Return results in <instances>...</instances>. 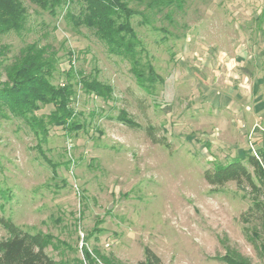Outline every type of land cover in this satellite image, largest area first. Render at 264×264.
I'll return each instance as SVG.
<instances>
[{
    "label": "rangeland",
    "instance_id": "rangeland-1",
    "mask_svg": "<svg viewBox=\"0 0 264 264\" xmlns=\"http://www.w3.org/2000/svg\"><path fill=\"white\" fill-rule=\"evenodd\" d=\"M23 2L25 30L1 37L5 62L29 43L48 46L54 84L75 86L81 126L47 118L44 133L0 111V215L50 234L48 253L71 264H88L83 246L95 264H137L146 247L166 264H226L221 257L232 251L264 264L247 230L250 198L234 181L213 186L204 177L264 147V0H177L171 8L132 0L141 78L91 28L74 25L78 3L53 14ZM81 73L110 86L107 97L84 92ZM120 111L141 128L120 122ZM8 235L0 224V239Z\"/></svg>",
    "mask_w": 264,
    "mask_h": 264
},
{
    "label": "trees",
    "instance_id": "trees-1",
    "mask_svg": "<svg viewBox=\"0 0 264 264\" xmlns=\"http://www.w3.org/2000/svg\"><path fill=\"white\" fill-rule=\"evenodd\" d=\"M44 10L56 14L57 7L63 4L80 5L78 13L71 12L74 25L91 28L103 41L111 54L128 59L133 72L144 75V64L138 57L139 39L132 23L136 11L130 5L132 0H30ZM141 2L142 0H137ZM149 7L163 8L179 4L177 0H146ZM28 9L23 0H0V111L8 110L15 117L22 119L29 126L47 132L48 123L74 130L81 126L77 112L72 106L75 86L71 82L54 84L57 58L48 46L38 42L27 44L11 62H5L7 47L1 43V37L10 32L25 30ZM150 78L153 69L148 66ZM81 89L105 98L110 93V86L96 77L80 74ZM43 105H52L49 114H37ZM117 119L131 128H141V124L129 113L120 111ZM149 136L154 138V127L148 126ZM155 141H157L155 139ZM204 177L209 184L221 186L234 181L239 190L251 200L247 214L255 224L247 227L250 240L264 255V147L257 153L246 151L226 163H219L206 169ZM7 196L4 193V197ZM248 220V221H249ZM0 224L9 235L0 239V264H71L67 259H55L47 251L53 246L52 236L43 232L32 233L0 215ZM261 239V240H260ZM54 247V246H53ZM145 258L137 264H166L150 248L146 247ZM83 257L88 264H95L90 250L83 246ZM99 258L106 260L102 254ZM226 264H248L247 260L234 251L221 257ZM75 264H82L81 260Z\"/></svg>",
    "mask_w": 264,
    "mask_h": 264
}]
</instances>
